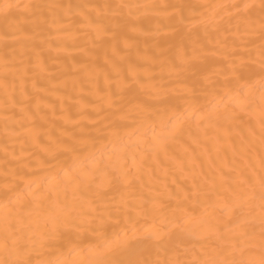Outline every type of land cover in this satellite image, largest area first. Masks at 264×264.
<instances>
[{"label": "bare ground", "instance_id": "6f19581e", "mask_svg": "<svg viewBox=\"0 0 264 264\" xmlns=\"http://www.w3.org/2000/svg\"><path fill=\"white\" fill-rule=\"evenodd\" d=\"M0 264H264V0H0Z\"/></svg>", "mask_w": 264, "mask_h": 264}]
</instances>
